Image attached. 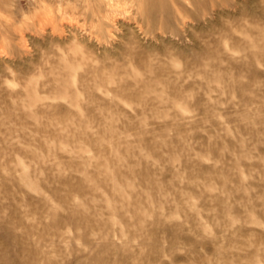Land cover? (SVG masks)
Instances as JSON below:
<instances>
[{"label": "rangeland", "instance_id": "obj_1", "mask_svg": "<svg viewBox=\"0 0 264 264\" xmlns=\"http://www.w3.org/2000/svg\"><path fill=\"white\" fill-rule=\"evenodd\" d=\"M0 264H264V0H0Z\"/></svg>", "mask_w": 264, "mask_h": 264}, {"label": "bare ground", "instance_id": "obj_2", "mask_svg": "<svg viewBox=\"0 0 264 264\" xmlns=\"http://www.w3.org/2000/svg\"><path fill=\"white\" fill-rule=\"evenodd\" d=\"M88 1V0H87ZM60 3V2H59ZM46 7V6H45ZM70 7V6H69ZM72 7H74V5L72 6ZM75 7H76V5H75ZM60 10V9H59ZM64 11H66V9H64ZM71 11V10H70ZM64 13H66V12H64ZM54 14V13H53ZM143 15V14H142ZM50 17H52V15L50 14V16H49V18ZM53 19V18H52Z\"/></svg>", "mask_w": 264, "mask_h": 264}]
</instances>
